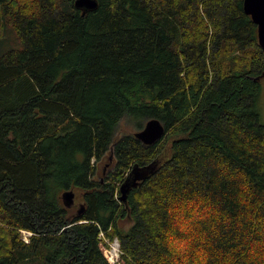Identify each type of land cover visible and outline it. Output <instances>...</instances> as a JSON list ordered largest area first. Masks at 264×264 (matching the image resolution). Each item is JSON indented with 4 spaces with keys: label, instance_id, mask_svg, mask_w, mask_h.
Returning <instances> with one entry per match:
<instances>
[{
    "label": "trees",
    "instance_id": "trees-1",
    "mask_svg": "<svg viewBox=\"0 0 264 264\" xmlns=\"http://www.w3.org/2000/svg\"><path fill=\"white\" fill-rule=\"evenodd\" d=\"M74 1L0 0V50L10 30L23 45L0 55V264H264V50L244 0ZM125 118L166 135H119Z\"/></svg>",
    "mask_w": 264,
    "mask_h": 264
},
{
    "label": "water",
    "instance_id": "water-1",
    "mask_svg": "<svg viewBox=\"0 0 264 264\" xmlns=\"http://www.w3.org/2000/svg\"><path fill=\"white\" fill-rule=\"evenodd\" d=\"M74 7L82 12V15L94 12L98 9V0H75ZM244 11L250 16L258 28V45L264 50V0H244ZM166 135L165 126L158 119H150L144 128L134 134L135 138L144 145L150 146L159 142ZM159 168V162L155 161L148 165H135L125 178L120 187V201L127 203L130 192L138 188L142 182L155 175ZM105 171V170H104ZM62 201L67 209L76 206V195L73 190L63 193ZM82 211L84 206H80Z\"/></svg>",
    "mask_w": 264,
    "mask_h": 264
},
{
    "label": "rangeland",
    "instance_id": "rangeland-1",
    "mask_svg": "<svg viewBox=\"0 0 264 264\" xmlns=\"http://www.w3.org/2000/svg\"><path fill=\"white\" fill-rule=\"evenodd\" d=\"M3 36H5V38L9 41L7 42L4 49L0 50V55L2 52L6 51V50H20V49H22L23 45L21 44V41L19 40L18 36L15 35L14 32H12L11 30L8 31V33L3 32ZM257 108H258V111H259L260 116H261V122L264 124V80L261 81V91H260L259 98L257 100ZM145 124H144V126H145ZM144 126H143V128H144ZM118 131H119V135L125 136V135H134L139 130L134 127V125L129 121V119L125 118L120 122ZM163 157L166 161L168 159H170V149H169L168 145H166L164 147ZM102 167H104V164H102ZM75 203H76V206L73 210L77 211L80 208V206H82L83 200L81 199V197H78L77 200L75 201ZM130 224H131V221H128V220L121 221L120 222L121 229H123V230L128 229ZM21 236H22V238L29 237L28 231H26L25 233H21ZM115 241H117L119 243L118 239ZM119 256H120V248H119Z\"/></svg>",
    "mask_w": 264,
    "mask_h": 264
},
{
    "label": "built area",
    "instance_id": "built-area-1",
    "mask_svg": "<svg viewBox=\"0 0 264 264\" xmlns=\"http://www.w3.org/2000/svg\"><path fill=\"white\" fill-rule=\"evenodd\" d=\"M26 231H22L21 233H25ZM33 234L31 232H28V236L29 237H25L23 238V240L26 242V243H29V239L30 237L32 236ZM117 240V239H115ZM113 241V242H110V247H111V251H110V256L113 258V260L115 262H119L120 260V256H119V248H120V243H118L117 241Z\"/></svg>",
    "mask_w": 264,
    "mask_h": 264
},
{
    "label": "bare ground",
    "instance_id": "bare-ground-1",
    "mask_svg": "<svg viewBox=\"0 0 264 264\" xmlns=\"http://www.w3.org/2000/svg\"><path fill=\"white\" fill-rule=\"evenodd\" d=\"M75 208V207H74Z\"/></svg>",
    "mask_w": 264,
    "mask_h": 264
}]
</instances>
